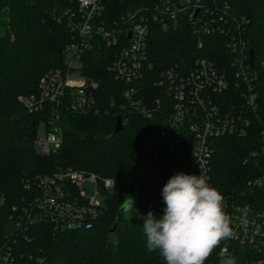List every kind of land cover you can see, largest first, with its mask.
<instances>
[{
    "label": "trees",
    "instance_id": "16d2710c",
    "mask_svg": "<svg viewBox=\"0 0 264 264\" xmlns=\"http://www.w3.org/2000/svg\"><path fill=\"white\" fill-rule=\"evenodd\" d=\"M155 2L106 0L101 15L112 21ZM215 2L228 4L229 18L237 20L242 39L253 49L252 64L258 76L254 81L257 111L264 118V0ZM72 16H77L74 0H0V192L9 204L14 203L25 194L23 185L27 180L57 168L84 169L100 178H110L114 185L104 191L103 209L89 226L58 232L43 221L32 230L26 248L41 256L42 264H165L157 252L147 250L144 217L149 211L157 218L163 215L162 189L173 175L186 173L192 140L186 131L177 134L166 130L168 110L146 117L131 108L122 94L126 84L108 69L117 46H105L95 37L80 56L81 73L97 83L93 94L98 112L62 111L58 151L41 156L35 150L37 126L46 119V113L28 112L18 97L36 92L39 77L46 70L64 65L65 48L77 38L67 24ZM226 39L220 30L196 33L186 23L164 30L152 22L147 49L153 68L139 82L138 95L144 100L158 97L166 102L152 80L170 64L188 66L194 58L202 57L219 69L228 68ZM118 116L123 121L122 129L113 132ZM259 129V121L252 117L246 133L213 141L207 179L228 204L251 201L255 195L246 180L264 171V155L254 159L247 156L263 145ZM162 130L166 134H161ZM176 136L184 138L178 145ZM152 146L156 165L161 162L153 175L144 164ZM135 186L133 208L121 212L114 232H110L119 207ZM228 210L224 208L226 213ZM222 246L227 247L224 257H233L236 264H245L250 256L239 243L227 239L205 264H220Z\"/></svg>",
    "mask_w": 264,
    "mask_h": 264
},
{
    "label": "built area",
    "instance_id": "2783aa9c",
    "mask_svg": "<svg viewBox=\"0 0 264 264\" xmlns=\"http://www.w3.org/2000/svg\"><path fill=\"white\" fill-rule=\"evenodd\" d=\"M74 1L77 16L69 17L67 24L77 33V38L65 48L64 65L46 70L39 77L36 92L18 97L28 112L46 113L34 138L39 155L49 156L60 148L62 111L97 113L99 110L93 94L97 83L80 71V56L95 37L105 46L119 48L108 69L126 84L122 94L131 108L146 117L168 110L166 130L190 133L191 158L186 160L185 174L199 175L201 170L207 178L214 139L246 133L252 117L259 121L263 145L259 151L250 152L247 159L264 155V118L257 111L254 88L256 70L248 61L249 48L240 35L237 20L229 18L227 3L156 0L152 6L137 8L110 21L101 15L106 0ZM195 9L197 12L191 16ZM152 22L164 30L183 23L196 33L220 30L227 36L228 68L219 69L202 57L194 58L188 66L167 65L152 80L166 102H160L158 97L144 100L138 95L139 82L153 68L147 49ZM166 130L161 134H166ZM182 139L176 136L175 143L180 144ZM84 185L90 187L89 192L83 189ZM113 185L112 179L99 178L92 171L66 167L27 180L23 185L25 194L14 203L9 204L0 192V264H42V257L26 248L34 227L43 221L58 232L89 226L103 209L97 195L104 198V191ZM246 186L256 191L251 201L230 204L224 201L233 232L229 239L250 253L245 264H264V171L249 177ZM226 250V246L220 249Z\"/></svg>",
    "mask_w": 264,
    "mask_h": 264
},
{
    "label": "clouds",
    "instance_id": "9594fccd",
    "mask_svg": "<svg viewBox=\"0 0 264 264\" xmlns=\"http://www.w3.org/2000/svg\"><path fill=\"white\" fill-rule=\"evenodd\" d=\"M165 207L157 218L144 217L146 247L157 252L165 264H205L222 241L232 237L231 220L224 211L222 193L199 175H173L162 189ZM133 208L132 198H126ZM220 264H236L221 253Z\"/></svg>",
    "mask_w": 264,
    "mask_h": 264
},
{
    "label": "water",
    "instance_id": "95a60500",
    "mask_svg": "<svg viewBox=\"0 0 264 264\" xmlns=\"http://www.w3.org/2000/svg\"><path fill=\"white\" fill-rule=\"evenodd\" d=\"M196 12H197V9H195L192 12L191 16H193ZM248 61H249L250 65H252V62H253V49L252 48L248 49ZM256 79H257V74H256ZM121 129H122V122H121V118L118 116V117H116L115 122H114L113 132H118ZM135 194H136V186L134 187L132 195L129 196V197L134 200ZM129 197H127V198H129ZM127 208H129V204H128V201L125 200L123 202V204L118 209L116 218H115V220L113 221V223H112V225L110 227V232H114L116 224H117V222L120 219L121 212L126 210Z\"/></svg>",
    "mask_w": 264,
    "mask_h": 264
},
{
    "label": "rangeland",
    "instance_id": "374dc122",
    "mask_svg": "<svg viewBox=\"0 0 264 264\" xmlns=\"http://www.w3.org/2000/svg\"><path fill=\"white\" fill-rule=\"evenodd\" d=\"M258 77V76H257ZM153 146H152V148H151V151H149V152H147L146 154H145V157H144V164H145V166H146V168H147V172L149 173V174H151V175H153V172H154V170H158V169H160V165H161V162L160 161H158L157 162V165H156V161H155V159L153 158V154H152V152H153ZM150 175V176H151ZM100 178V177H99ZM83 189L86 191V192H89V190H90V187L88 186V185H84L83 186ZM97 199L98 200H100L102 203H103V197L101 196V195H97Z\"/></svg>",
    "mask_w": 264,
    "mask_h": 264
}]
</instances>
